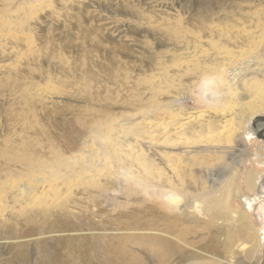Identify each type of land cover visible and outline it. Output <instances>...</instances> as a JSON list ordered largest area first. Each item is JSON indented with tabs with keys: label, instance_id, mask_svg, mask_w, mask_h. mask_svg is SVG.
Here are the masks:
<instances>
[{
	"label": "rangeland",
	"instance_id": "374dc122",
	"mask_svg": "<svg viewBox=\"0 0 264 264\" xmlns=\"http://www.w3.org/2000/svg\"><path fill=\"white\" fill-rule=\"evenodd\" d=\"M263 65L264 0H0V264H157L149 234L207 220L204 191L249 229L236 257L264 264V107L239 126L198 78L264 88ZM187 112L231 121L192 141L219 153L182 161L174 191L158 169Z\"/></svg>",
	"mask_w": 264,
	"mask_h": 264
},
{
	"label": "bare ground",
	"instance_id": "6f19581e",
	"mask_svg": "<svg viewBox=\"0 0 264 264\" xmlns=\"http://www.w3.org/2000/svg\"><path fill=\"white\" fill-rule=\"evenodd\" d=\"M189 44L193 46L195 50L200 47V41L198 40H195V43H189V41L186 42L187 46H190ZM189 49L190 48H187V53H185L186 59L194 58V56H192L193 52H188ZM220 67L223 68V66ZM213 68L211 70L209 67L205 66L204 73H201L198 78H206L209 72H211V74L208 76L209 79L206 84L218 86L217 92L213 91L211 94V99L216 101L218 107L221 105L223 107L232 104L240 105L239 111L235 112L232 116H235L239 126L242 125V123L247 124L251 116L256 113L253 111H259L264 107V88L261 87L263 84H259V82L255 79L245 78L242 85H240L238 82H235L237 78H234L236 89L233 91L230 85H228L227 82L223 80L222 71L225 67L222 69V71H214ZM236 76L239 75H235V77ZM220 85H224L225 87L220 88ZM242 90H245L247 95L241 94L239 97L240 102L238 103V99L237 101H234V95H237V93ZM203 93L206 92L204 91ZM227 118L228 116L225 114L221 116L212 114L211 116L205 117L202 112H187L182 116L178 115V119L176 120L174 128L176 135L170 137V139L167 140L170 144L171 150H174V152L165 154L167 157L165 158L167 160V167L165 166L166 170L162 171V169H158L160 174L158 179L161 182L163 188L167 187L174 191H179L180 188L185 189V187L182 185L186 180L184 176L189 175L190 177L193 176L194 173L192 170L193 167H190V171H186V166L184 167L181 165L182 161L189 164L197 158L203 160L205 157L218 155L219 152L217 151H210V153L206 154V149L194 150L192 145H194L195 142L192 141L198 138L201 139V136L203 137L213 135L219 130L221 131L222 129L226 128L227 122L231 121H228ZM177 125H179L178 128H176ZM187 126L188 128H186ZM180 148H182V150ZM179 149L181 151L177 152L176 150ZM204 162L206 161L204 160ZM143 164L145 165L147 171L152 170L151 163L145 161ZM180 167H182L183 170H180ZM163 172L164 174L162 175ZM192 179L194 180L196 178ZM255 181L256 175L250 174L248 176V186L253 188ZM204 192L198 195L197 198H194V203H197V205L194 204V208L196 207L197 210L201 211L202 209L200 208L205 206L202 211L204 212L203 215L207 217V220L204 218L206 221L203 220L202 217L198 219V215H194V217L196 216V219H193V215L188 213L186 215V221L190 224L193 223L195 226H191L189 224V229H186L187 234H184L185 232L183 229L174 228L168 229L166 231L156 228L152 234H149V242L154 246L153 250H155L154 254H156L154 259L155 261L157 259V264H244L240 258L236 257L235 250H238L239 248L240 239H243L245 235L248 236L249 229L246 226H243L240 230H238L237 227H234L235 225L233 222L237 223V214L231 210L220 197L213 199L208 198L209 194H204ZM178 197L179 196L175 195L171 204L181 211V208L178 205V201L180 200ZM190 202L191 201L187 203L188 208L193 207ZM198 228H200L202 231H206L207 233H201V231H198ZM174 230H177V232L174 233ZM167 232L170 233L166 234ZM224 234H227V240L225 239V242L222 240ZM253 253L254 251H252V254L249 256L253 255ZM249 256H245V258L247 259L248 257L249 259H252V257Z\"/></svg>",
	"mask_w": 264,
	"mask_h": 264
}]
</instances>
